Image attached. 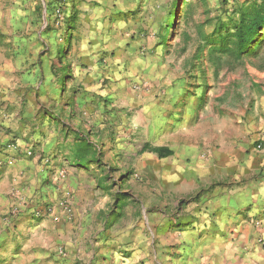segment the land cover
Segmentation results:
<instances>
[{"label":"rangeland","instance_id":"rangeland-1","mask_svg":"<svg viewBox=\"0 0 264 264\" xmlns=\"http://www.w3.org/2000/svg\"><path fill=\"white\" fill-rule=\"evenodd\" d=\"M251 1L0 0V68L12 61L28 75L25 95L71 143L95 145L99 163L85 172L101 191L112 187L108 213L123 199L141 208L139 200L170 198L165 179L181 163L198 179L195 202L202 190L247 182L234 178L264 146V30L242 59L221 56L219 67L207 62L209 48L199 36ZM166 24L172 28L163 45ZM80 78L89 81L79 84ZM121 80L117 95L111 84ZM147 143L174 155H140ZM78 149L71 146V156ZM154 203L164 214L166 206ZM181 203L170 212L177 220L187 202ZM12 217L0 216V264H32L27 235Z\"/></svg>","mask_w":264,"mask_h":264},{"label":"crops","instance_id":"crops-1","mask_svg":"<svg viewBox=\"0 0 264 264\" xmlns=\"http://www.w3.org/2000/svg\"><path fill=\"white\" fill-rule=\"evenodd\" d=\"M19 70L12 61L0 68V216L12 214L17 230L27 235L30 263L264 264V149L252 152L238 170L234 182L246 178L245 183L202 190L192 202L198 179L188 177L191 170L183 163L176 164L165 179L170 198L139 200L141 208L123 199L121 210L108 213V192L98 180L92 189L87 179L92 164H82L78 151L70 154L71 146L81 144L71 143L35 108L25 95L29 77ZM122 81L111 84L117 95L124 91ZM61 170L67 177L57 180ZM65 200L70 216L59 207ZM181 200L187 203L177 220L170 212ZM153 202L166 206L165 213L154 211ZM46 207L53 211L46 214ZM36 211L44 213L37 221Z\"/></svg>","mask_w":264,"mask_h":264},{"label":"trees","instance_id":"trees-1","mask_svg":"<svg viewBox=\"0 0 264 264\" xmlns=\"http://www.w3.org/2000/svg\"><path fill=\"white\" fill-rule=\"evenodd\" d=\"M170 16L172 17V15ZM78 18V13L74 12V15L71 17L72 22L76 23ZM179 18V15H177L176 21L173 24L176 29L179 26ZM171 28L172 25L169 26L168 24L163 28L164 31L161 37L163 45H166L168 41L167 35L170 34ZM263 30L264 0L245 2L234 9V12L226 21L221 17L217 18L212 33L207 34L206 32L199 31L200 43L204 44L203 48H209L207 62L219 67L222 63L221 56L227 55L238 60L242 59L243 55L253 45ZM62 57L60 53L59 58L61 59ZM60 70L63 71V67ZM65 72L63 71L62 77L65 76ZM93 148H95V145L90 141H83L81 143L77 155L81 159L82 164L94 163L98 165L99 153ZM145 153L156 154L160 159H167L174 155V151L168 147H153L149 143L145 144L139 152L140 155ZM89 157L90 159H88ZM105 190L109 192L112 190V187H106Z\"/></svg>","mask_w":264,"mask_h":264},{"label":"built area","instance_id":"built-area-1","mask_svg":"<svg viewBox=\"0 0 264 264\" xmlns=\"http://www.w3.org/2000/svg\"><path fill=\"white\" fill-rule=\"evenodd\" d=\"M258 149H259V150H263V149H264V146L260 145V146L258 147ZM28 155L31 156V155H32V152L29 151V152H28ZM66 177H67V172H66L65 170H61V171L59 172V174H58V179H57V180H64ZM59 207H60L61 209H63V210L69 215V216L71 215V212H72V209H71V208H72V207H71V204H70V202H69L68 200H65V201L61 202V203L59 204ZM52 211H53V208L48 207V208L46 209L45 212H46V214H50ZM35 214H36L37 217H44V216H43L44 213L41 212V211H38V212H36ZM258 223H259V222H258ZM60 253H61L62 256L65 255V252H64L63 250H61Z\"/></svg>","mask_w":264,"mask_h":264}]
</instances>
